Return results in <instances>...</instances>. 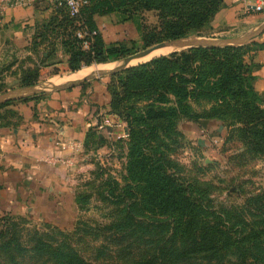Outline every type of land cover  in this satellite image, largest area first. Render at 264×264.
<instances>
[{"label": "rangeland", "instance_id": "rangeland-1", "mask_svg": "<svg viewBox=\"0 0 264 264\" xmlns=\"http://www.w3.org/2000/svg\"><path fill=\"white\" fill-rule=\"evenodd\" d=\"M224 6L225 1L209 25L200 30L202 37L237 36L251 29L254 22L264 21V13H261L253 23L241 22L243 16H237L240 20L232 23L219 16ZM109 17L102 26L107 41L116 39L128 47L132 46V53L145 49L139 44L135 24L117 25L115 16ZM143 18L148 27L157 23L155 11H146ZM262 33L235 45L248 46V53L244 56L247 63L255 52L251 42H263L258 39ZM185 46L145 59L146 56L103 75L109 85V102L115 94L118 105L114 103L118 110L124 115L129 113L131 118L140 115L149 101L146 96V99L136 94L125 96L120 86L125 74L121 72L152 58L185 50ZM119 61L108 62L106 70L115 67ZM98 68L99 64L81 67L80 71H88L79 79ZM53 72L41 73L34 84L50 88L68 76L62 67L57 68L55 76ZM19 86L22 85L0 80V94ZM195 109L200 116L197 121H187L179 115L173 123L164 122L155 136L149 129H139L141 136L149 139L134 140L136 144L128 134L126 115L121 117L111 111L109 105V114L119 118L120 128L127 134L108 141L94 135L86 137L84 146L88 165L80 168L68 185L71 189L69 199H62L58 208L35 210V214L0 209V220L9 216L13 221L6 225L7 228L3 227L4 231L7 233L10 227L9 237H14L22 247V250L4 253L2 263L14 264L10 261L11 256L17 264H64L43 254L47 246H55L65 251L70 248L86 264H134L153 256L159 257L160 264H264V151L250 146L243 139L240 124L235 123L231 115L204 118L205 111L200 106H195ZM131 146H136L137 151L142 148L143 154L162 164L178 179L186 195L201 209L197 218L200 224L211 226L224 218L228 220L232 234L248 226L255 228L261 236L252 253L242 257L232 249L208 253L188 246L183 233L185 220L184 225L175 231L170 225V216L157 214L145 204L142 183L134 180L128 172ZM3 225L1 221L0 226Z\"/></svg>", "mask_w": 264, "mask_h": 264}, {"label": "trees", "instance_id": "trees-1", "mask_svg": "<svg viewBox=\"0 0 264 264\" xmlns=\"http://www.w3.org/2000/svg\"><path fill=\"white\" fill-rule=\"evenodd\" d=\"M223 1L91 0L74 16L69 15L64 5H59L56 14L45 24V33H42L46 35L49 32L56 40L51 43L47 61L55 63V54L60 50L67 55V68L73 72L83 66L108 63L131 54L132 46L103 39L95 22L96 15H114L118 22L132 21L139 34L140 46L146 48L161 40L184 35L202 36L200 30L209 25ZM146 11H155L156 24L149 27L145 25L143 16ZM84 30L87 36L79 38L77 31ZM84 41L87 46H84ZM251 44L254 46L253 51L264 50V41L253 40ZM247 49L248 46L190 47L131 66L121 72L125 74L120 81L123 93L125 96H146L149 102L144 105L140 115L131 118L129 113L125 116L117 109L115 101H118V97L113 94L109 102L111 111L127 118L128 134L131 135L132 143H136L134 140L149 139L141 136L139 129H149L152 136H155L164 122L173 123L179 115L187 121H197L200 116L195 106H200L206 113L202 115L204 118L231 115L234 122L240 124L243 139L250 146L264 151V108L261 106V98L253 90L252 63L244 60ZM37 78V71L31 72L22 78L20 84H34ZM10 103L12 100L0 104V109ZM2 117L4 115L0 112ZM90 135L99 138L95 132L89 131L87 136ZM128 172L134 180L142 183V196L147 207L157 214L170 216L173 230L180 229L185 220V243L191 248L208 253L232 249L233 253L244 257L246 253H252L254 246L257 247L261 235L253 227L241 228L240 232L232 234V228L224 218L211 226L203 222L200 224L197 219L200 207L186 195L178 179L162 164L143 154L142 148L137 151L136 146H131ZM1 221L4 225L0 226V264H3L4 253L13 249L22 250V247L14 237H9L10 227L7 233L3 229L12 224L11 217L4 216ZM43 254L54 262L86 264L70 248L65 251L47 246ZM10 261L17 264L11 256ZM160 263L159 257L153 256L134 264Z\"/></svg>", "mask_w": 264, "mask_h": 264}, {"label": "crops", "instance_id": "crops-1", "mask_svg": "<svg viewBox=\"0 0 264 264\" xmlns=\"http://www.w3.org/2000/svg\"><path fill=\"white\" fill-rule=\"evenodd\" d=\"M58 1L32 0L24 6L0 10V80L20 84L31 72L37 71L39 80L41 73L54 71V75L62 67L68 73L66 80L60 81L62 84L79 80L75 78L77 73L88 71L68 70L67 55L60 50L55 54V63L47 61L51 43L56 40L53 34L42 33L49 18L56 14ZM224 1L219 16L232 23L240 20L237 16H243V23H253L261 14L252 10V0ZM109 16L96 15L95 22L106 42L117 41H107L102 30ZM114 18L117 25L132 22ZM256 25L254 22L253 27ZM258 39L264 41V32ZM251 63L253 90L264 108V50L255 51ZM106 65L99 64V70H106ZM0 112L4 115L0 118V209L13 212L35 214V210L58 208L62 199L70 198L68 185L74 175L88 165L84 146L88 132L108 141L122 136L124 131L104 123L105 119L111 124L121 121L109 114L107 80L103 75L13 99Z\"/></svg>", "mask_w": 264, "mask_h": 264}, {"label": "water", "instance_id": "water-1", "mask_svg": "<svg viewBox=\"0 0 264 264\" xmlns=\"http://www.w3.org/2000/svg\"><path fill=\"white\" fill-rule=\"evenodd\" d=\"M264 32V21L251 29L247 30L246 32L237 35V36H231V37H224V38H217V39H210V38H205L202 36L194 35V34H189V35H184L178 38L174 39H169V40H164L161 41L157 44H154L150 47H147L145 49H142L140 51H136L130 55H127L120 59L119 63L113 67L112 69L109 70H97L95 72H91L87 76L75 80V81H69L66 83L62 84H57L53 85L50 88H44L36 84H31V85H22L16 88H12L10 90H7L3 93L0 94V104L5 103L7 101L17 99L20 97L28 96V95H34L37 93H42V92H47L51 90H57L60 88H65L67 86H71L73 84H76L78 82L84 81V80H89L93 77H98L102 76L105 74H109L112 72H115L117 70H120L124 67H126L128 64H131L133 61H137L139 59H142L148 55H150L153 51L160 49V48H165L169 45L172 44H178V45H186L185 47L190 48V47H215V48H222L225 46H235V45H240L248 40H251L255 36L261 34Z\"/></svg>", "mask_w": 264, "mask_h": 264}, {"label": "built area", "instance_id": "built-area-1", "mask_svg": "<svg viewBox=\"0 0 264 264\" xmlns=\"http://www.w3.org/2000/svg\"><path fill=\"white\" fill-rule=\"evenodd\" d=\"M32 0H0V10L3 9L4 7H14V6H24L27 5L31 2ZM91 0H59L58 4L59 5H64L70 16H74L76 14H78L79 10L90 3ZM264 0H256L253 4L252 10L259 12V13H264ZM95 32H93L94 34ZM76 35L79 38H84L85 36H87V32L84 31H77ZM84 46H87V42L84 41ZM104 123L106 125H114V126H120V123H115V124H111V122L108 119L104 120ZM123 135L125 136L127 134L126 131L122 132Z\"/></svg>", "mask_w": 264, "mask_h": 264}, {"label": "bare ground", "instance_id": "bare-ground-1", "mask_svg": "<svg viewBox=\"0 0 264 264\" xmlns=\"http://www.w3.org/2000/svg\"><path fill=\"white\" fill-rule=\"evenodd\" d=\"M184 45H178V44H173V45H170V46H168V47H165V48H160L161 50H159V49H157L158 51H156V52H152L150 55H148L145 59H147V58H149V57H152V56H154V55H158V54H163V53H165V52H168V51H171V50H173V49H177V48H180V47H183ZM98 69H100V68H98ZM95 71H97V70H95ZM94 71V72H95ZM78 74V78L81 76V75H83L84 73H77ZM77 77H75V78H77Z\"/></svg>", "mask_w": 264, "mask_h": 264}]
</instances>
